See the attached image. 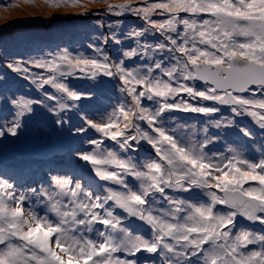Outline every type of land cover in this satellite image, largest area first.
I'll use <instances>...</instances> for the list:
<instances>
[{
	"label": "snow or ice",
	"instance_id": "1",
	"mask_svg": "<svg viewBox=\"0 0 264 264\" xmlns=\"http://www.w3.org/2000/svg\"><path fill=\"white\" fill-rule=\"evenodd\" d=\"M44 3L84 11L101 3L104 14L142 24L110 27L89 43L91 56L61 48L6 64L44 97L10 94L3 83L13 137L34 106L64 112L90 96L67 82L77 73L96 86L109 78L121 97L99 122L83 116L88 128L75 129L100 135L76 151L79 173L50 171L39 187L0 173V264H264V0ZM175 112L206 119L190 124ZM244 116L257 128L239 126ZM237 127L250 143L259 137L258 158L235 142L213 151L219 133ZM145 144L151 151L139 156ZM238 216L260 227L238 225Z\"/></svg>",
	"mask_w": 264,
	"mask_h": 264
},
{
	"label": "rangeland",
	"instance_id": "2",
	"mask_svg": "<svg viewBox=\"0 0 264 264\" xmlns=\"http://www.w3.org/2000/svg\"><path fill=\"white\" fill-rule=\"evenodd\" d=\"M112 2L116 3L120 2V0H112ZM17 3V0H0V32H3L2 38H0V54L5 56L4 60H0V88H2L4 82H7L11 90L10 94L23 95L32 99H44L42 91L37 88L34 89L32 87L33 84L30 83L29 80L23 79L22 74L12 72L10 69L5 68L2 63L6 65L9 61L15 59L27 61L32 58H39L40 56H46L49 52L55 53L61 48L69 49L73 55H76L77 53L91 56L93 55V51L88 47L89 43L94 41L98 42V37L108 35L110 27L118 31L119 27L127 28L128 26L142 24L141 20L128 14L120 17L104 14V5L101 3L88 5L86 11L74 8H59L50 11L43 9L41 10L42 14L35 11L37 8L41 9L40 7H35L32 4L26 3L25 6L17 8ZM119 23H121L122 26H120ZM104 47L111 56L118 57L119 46L110 43ZM30 71L33 73H41L44 70L30 67ZM12 75L22 77V80L15 83L13 81H7V78H15ZM100 79L102 81L101 85L96 86V81L85 79L80 73H77L76 77L69 78L67 82L76 90L87 92L88 90L94 89L95 93L90 96H85L93 101L99 99L97 91L105 93L106 96H110L108 101L112 104L111 106L103 107L100 105L97 107V105L101 104V102L98 101L93 102L96 106L83 108L82 103L77 102V107L75 108L64 112H60L59 109H57V112L53 113L49 112L46 106L36 105L34 106L35 113L25 116L22 119V126L18 131V135L15 137L11 136L6 131V126L7 124H10L12 115L3 109H0V130H4L5 132L3 136H0V150L7 149L13 153L27 155V158L38 153V160L45 162V164L36 166V162L34 161L36 158L29 161L33 166V174L36 175L34 181L21 182L18 180V177L27 179V171L22 164L16 165L13 170L4 171L0 168V173H4L9 177L16 176L14 178L19 184L31 187H39L43 181L49 178V173L52 169L48 167L47 163H53V160L55 159H57L60 164L58 168H62L64 172L79 173L84 165H75L69 161L70 158L75 155L78 149H91L92 146L85 143L86 139L89 137L99 139L100 135L96 133L95 130L88 129L84 141H78L82 138L81 134L76 131L75 133L79 136L69 132L64 133L66 128L75 130L80 126L85 127L83 124H80L78 119H76V116L81 114L84 109L90 110L88 111L90 113V119L99 122L102 117H105L108 112H111L112 108L121 97V94L118 93L117 89L111 91V89L116 88V82H109V78L107 77ZM18 86L20 88L15 89ZM44 87L48 92L54 91L48 85H45ZM104 102H106L105 98ZM55 103V101H46V105H55ZM229 113L230 112H226L225 115H228ZM174 115L186 121L192 120L193 118V121L190 124H195L201 116V114H198L199 117L195 119V113L184 112H175ZM60 118L65 121L63 124L56 123L57 119ZM250 126L252 128H257L254 122H250ZM86 128H88L87 125ZM34 130L39 133V137L31 138L29 136ZM54 130H57L58 133L53 132L44 136V133ZM229 130L226 135L220 136L217 143H226V141L232 143L226 139L228 135L234 133L233 130L231 132ZM42 136H44V138L40 139ZM239 136L240 140L249 142L242 133H239ZM74 139L77 140V143H74ZM105 141L106 138L104 143ZM112 143V141L108 140L109 145ZM234 146H238L236 145V142ZM221 149L224 148L222 147ZM149 151H151L150 146L145 144L138 155L144 156ZM255 151L259 156L258 148H256ZM152 154L154 155V151H152ZM248 155L255 156V153L251 152L248 153ZM16 163H18V161H16ZM237 218L239 219L240 217L238 216ZM238 219L236 222L240 221ZM241 221H243L242 225L245 227H247V224H252L247 220ZM252 225L255 227L256 224Z\"/></svg>",
	"mask_w": 264,
	"mask_h": 264
},
{
	"label": "bare ground",
	"instance_id": "3",
	"mask_svg": "<svg viewBox=\"0 0 264 264\" xmlns=\"http://www.w3.org/2000/svg\"><path fill=\"white\" fill-rule=\"evenodd\" d=\"M18 1V3H17V8L18 7H23V6H25L26 5V3H28V4H32V5H34L35 7H40L41 9H39V8H37L35 11H37L39 14H42V12H41V10H43V9H45L46 11H50V10H52V8H48L46 5H45V3H44V0H17ZM89 5H94V4H89ZM30 18H33V17H30ZM119 25L120 26H122V24L121 23H119ZM106 29H107V25H106ZM7 81H13L14 79L13 78H7L6 79ZM32 87L35 89L36 88V86L33 84L32 85ZM18 88H20L19 86L18 87H16L15 89H18ZM116 90V88H114V89H111V91H115ZM93 93H95V90L94 89H91V94H93ZM119 93V92H118ZM110 98V96H106L105 97V103H107V105L108 106H111L112 104L108 101V99ZM103 101H104V99H103ZM91 106H94V105H91ZM88 111H90V110H87V112L85 111V110H83V112L84 113H89ZM231 114V113H230ZM235 119H237V118H235ZM239 120H242V121H244L245 123H246V126H249V127H251L250 126V122L252 123V122H254V121H252V119H251V117H247V116H244V117H241V118H239ZM192 121H193V118H192V120H189L188 122L189 123H192ZM197 123V122H196ZM195 123V124H196ZM242 123H241V121L239 122V126H241L242 127ZM252 128V127H251ZM230 132L232 131V129H230L229 130ZM239 131H236L235 133H233V134H231V135H228L227 136V139H230L232 142H236V141H239L240 142V145L242 144V146L243 147H245L246 148V150L248 151V153H250V152H255V145L254 144H252V143H247V142H243L242 140H238L239 139ZM39 133L38 132H35V130L34 131H32L31 133H30V137L31 138H37V137H39V135H38ZM257 138H259V137H257ZM258 144H259V142H258ZM222 146H224L225 147V145L222 143ZM209 147H212L211 145L209 146ZM213 149H215V150H220L219 149V147L218 146H215ZM224 150V149H223ZM222 150V151H223ZM256 153V152H255ZM36 155L38 156L39 154L38 153H36ZM153 155V154H152ZM255 157L256 158H258V154L256 153V155H255ZM33 158H29V161H31ZM36 162V161H35ZM34 162V163H35ZM53 162H54V160H53ZM29 166L30 165H28V170H29ZM241 219H242V217H240ZM133 220H134V222H135V218H132ZM241 221V220H240ZM240 221L239 222H237V224L238 225H240ZM242 222V221H241ZM135 225H138V224H136L135 223ZM242 225V224H241ZM247 226L249 227V228H251V226H254V225H252L251 224V226L249 225V224H247ZM140 231L142 230V228H140L139 229Z\"/></svg>",
	"mask_w": 264,
	"mask_h": 264
},
{
	"label": "trees",
	"instance_id": "4",
	"mask_svg": "<svg viewBox=\"0 0 264 264\" xmlns=\"http://www.w3.org/2000/svg\"><path fill=\"white\" fill-rule=\"evenodd\" d=\"M76 54H77V53H76ZM2 59H3V57L0 56V60H2ZM2 65H4V67L7 68L5 64L2 63ZM75 131H76V130H69V131H67V132H69V133H71V134H76V136H79L77 133H75ZM53 132L58 133L57 130H54V131H50V132H46V133H44V136H45V135H48V134H51V133H53ZM44 136H42L40 139H43ZM35 142H36V141H35ZM38 143H39V142H38ZM106 144H107V143H106ZM0 154H1V151H0ZM73 159H74V161L76 162L77 165H79V166H83V165H84V162L78 160L77 157H76V155L73 156Z\"/></svg>",
	"mask_w": 264,
	"mask_h": 264
}]
</instances>
